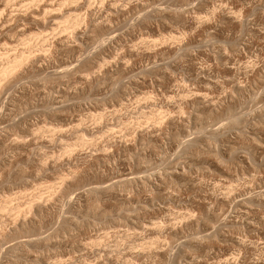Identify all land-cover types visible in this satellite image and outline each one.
<instances>
[{"label":"rangeland","instance_id":"374dc122","mask_svg":"<svg viewBox=\"0 0 264 264\" xmlns=\"http://www.w3.org/2000/svg\"><path fill=\"white\" fill-rule=\"evenodd\" d=\"M0 25V264H264V0H0Z\"/></svg>","mask_w":264,"mask_h":264},{"label":"bare ground","instance_id":"6f19581e","mask_svg":"<svg viewBox=\"0 0 264 264\" xmlns=\"http://www.w3.org/2000/svg\"><path fill=\"white\" fill-rule=\"evenodd\" d=\"M32 1V0H31ZM75 2V1H74ZM52 3V2H51ZM50 4V3H49ZM36 5V4H35ZM63 5V4H62ZM61 5V6H62ZM66 5H68V4H66ZM42 6V5H41ZM44 6V5H43ZM22 9V8H21ZM24 9V8H23ZM38 9V8H37ZM49 9V8H48ZM26 10V9H25ZM71 10V9H70ZM11 11V10H10ZM28 11H29V9H28ZM37 11V10H36ZM49 11V10H48ZM57 12V11H56ZM13 13V12H12ZM60 13V12H59ZM30 14V13H29ZM45 15V14H44ZM47 15V14H46ZM8 16V15H7ZM32 16V15H31ZM41 16V15H40ZM67 16V15H66ZM78 16V15H77ZM56 17V16H55ZM65 17V16H64ZM70 17V16H69ZM60 18V17H59ZM75 18V17H74ZM74 18H72V19H74ZM78 18V17H77ZM83 18V17H82ZM85 18V17H84ZM83 18V19H84ZM36 19V18H35ZM54 19V18H53ZM65 19V18H64ZM81 19V18H80ZM56 20V19H55ZM67 20V19H66ZM75 20V19H74ZM85 20V19H84ZM16 21V20H15ZM57 21V20H56ZM63 21V20H62ZM53 22H55V21H53ZM68 22V21H67ZM78 22V21H77ZM32 23V22H31ZM8 24V23H7ZM25 24V23H24ZM66 25V24H65ZM1 26V25H0ZM58 26V25H57ZM70 26V25H69ZM77 26V25H76ZM62 27V26H61ZM9 28H10V26H9ZM66 28H67V26H66ZM20 29V28H19ZM63 29V28H62ZM80 29V28H79ZM1 30V29H0ZM12 30V29H11ZM10 30V31H11ZM9 31V30H8ZM64 31V30H63ZM61 32V31H60ZM64 33V32H63ZM23 34V33H22ZM75 35V34H74ZM6 36V35H5ZM64 36V35H63ZM67 36H68V34H67ZM59 38V37H58ZM53 39V38H52ZM56 39V38H55ZM61 41V40H60ZM65 41V40H64ZM78 41V40H77ZM21 43V42H20ZM26 43V42H25ZM13 44V43H12ZM43 44V43H42ZM81 44V43H80ZM52 45V44H51ZM19 46V45H18ZM71 47V46H70ZM63 48V47H62ZM67 48V47H66ZM51 49V48H50ZM81 49V48H80ZM15 50V49H14ZM83 50V49H82ZM20 51V50H19ZM11 52H13V51H11ZM27 52V51H26ZM50 53V52H49ZM65 53V52H64ZM26 54H23V53H21L20 54V57H16L15 59H13L11 62L9 61V63L7 64V66L5 67L4 66V70H2L3 71V74H4V77H8V75L10 76L11 75V73H13L16 69H18L17 67H19L20 65H22V62L25 60V59H27V55L25 56ZM48 55V54H47ZM40 57V56H39ZM84 57V56H83ZM9 58V57H8ZM88 58V57H87ZM2 59V58H1ZM12 59V58H11ZM31 59V58H30ZM86 59V58H85ZM7 60H10V59H7ZM6 60V61H7ZM66 60V59H65ZM5 61V62H6ZM40 61V60H39ZM3 63V62H2ZM23 63H25V62H23ZM60 63V62H59ZM67 63V62H66ZM22 67V66H21ZM29 67V66H28ZM76 67V66H75ZM25 68V67H24ZM33 68V67H32ZM34 70V69H33ZM18 71V70H17ZM20 71V70H19ZM73 71H74V69H73ZM76 72V71H75ZM41 73V72H40ZM45 73V72H44ZM52 73V72H51ZM64 73V72H63ZM36 74V73H35ZM5 75H7V76H5ZM28 75V74H27ZM61 75V74H60ZM63 75V74H62ZM89 75V74H88ZM99 75V74H98ZM3 75H1V77H2ZM29 76V75H28ZM58 76V75H57ZM3 77V78H4ZM65 77V76H64ZM96 77H97V75H96ZM69 78V77H68ZM89 78V77H88ZM99 78V77H98ZM1 79V78H0ZM8 79V78H7ZM11 79V78H10ZM48 79V78H47ZM64 79V78H63ZM3 79H1V81H2ZM12 80V79H11ZM10 80V81H11ZM14 80H15V78H14ZM24 80V79H23ZM30 80V79H29ZM52 80V79H51ZM60 80V79H59ZM101 80V79H100ZM28 81V80H27ZM32 81V80H31ZM5 82V81H4ZM7 82V81H6ZM18 82V81H17ZM45 82V81H44ZM1 83V82H0ZM9 83V82H8ZM99 83V82H98ZM2 84V83H1ZM15 84V83H14ZM44 84V83H43ZM100 84V83H99ZM60 85V84H59ZM98 85V84H97ZM96 85V86H97ZM9 86V85H8ZM14 86V85H13ZM61 86V85H60ZM95 86V87H96ZM1 87V86H0ZM2 87H4V86H2ZM38 87V86H37ZM9 88V87H8ZM2 91V90H1ZM13 91V90H12ZM31 91V90H30ZM76 92V91H75ZM34 93V92H33ZM6 94V93H5ZM45 94V93H44ZM69 94V93H68ZM52 96V95H51ZM71 96V95H70ZM61 97V96H60ZM47 98V97H46ZM53 98V97H52ZM60 99V98H59ZM75 99V98H74ZM78 99V98H77ZM1 100V99H0ZM63 100V99H62ZM68 100V99H67ZM203 100V99H202ZM17 101V100H16ZM41 101V100H40ZM56 101V100H55ZM71 101V100H70ZM22 102V101H21ZM61 102V101H60ZM43 103H45V102H43ZM59 103V102H58ZM35 104V103H34ZM1 105V104H0ZM20 105V104H19ZM68 105V104H67ZM207 105V104H206ZM38 106V105H37ZM35 107V106H34ZM62 107V106H61ZM60 107V108H61ZM47 109V108H46ZM17 110H19V108L17 109ZM48 110V109H47ZM6 112V111H5ZM48 112V111H47ZM64 112V111H63ZM15 113V112H14ZM52 113V112H51ZM16 115V114H15ZM14 117V116H13ZM239 117V116H238ZM243 118V117H242ZM236 121V120H235ZM14 122V121H13ZM81 123V122H80ZM82 124V123H81ZM63 128V127H62ZM60 129V128H59ZM58 129V130H59ZM64 129V128H63ZM54 131V130H53ZM56 131V130H55ZM82 135V134H81ZM137 135V134H136ZM81 137V136H80ZM50 139V138H49ZM48 139V140H49ZM51 140H52V138H51ZM143 140V139H142ZM87 141V140H86ZM19 142V141H18ZM87 143V142H86ZM20 146V145H19ZM69 148V147H68ZM105 149V148H104ZM69 151V150H68ZM13 154V153H12ZM21 154H22V152H21ZM6 156H7V154H6ZM27 157H29V156H27ZM10 159V158H9ZM84 159V158H83ZM17 161V160H16ZM20 162V161H19ZM6 164V163H5ZM10 167V166H9ZM72 175V174H71ZM63 178V177H62ZM65 179V178H64ZM61 181L63 182V180L61 179ZM76 182V181H75ZM72 185V184H71ZM52 191V190H51ZM60 191V190H59ZM70 191V190H69ZM64 192V191H63ZM68 192V191H67ZM66 193V192H65ZM58 194V193H57ZM262 194V193H261ZM68 195V194H67ZM37 200V199H36ZM36 202V201H35ZM2 204V203H1ZM31 204V203H30ZM29 204V205H30ZM32 205V204H31ZM1 206V205H0ZM10 206V205H9ZM45 206V205H44ZM6 207V206H5ZM20 207V206H19ZM32 207V206H31ZM39 207V206H38ZM1 208V207H0ZM37 208V207H36ZM5 209V208H4ZM14 209V208H13ZM19 209V208H18ZM31 209V208H30ZM72 209V208H71ZM29 210V209H28ZM7 211V210H6ZM16 211V210H15ZM38 212V211H37ZM24 215V214H23ZM33 216H35V215H33ZM42 216V215H41ZM14 219V218H13ZM22 221V220H21ZM20 221V222H21ZM40 224V223H39ZM17 225V224H16ZM32 226H33V223H32ZM39 226V225H38ZM35 227V226H34ZM3 228V227H2ZM18 228V227H17ZM21 229V228H20ZM14 230V229H13ZM18 231V230H17ZM10 232V231H9ZM31 232V231H30ZM29 232V233H30ZM210 232V231H209ZM18 233V232H17ZM21 233V232H20ZM27 234H28V232H27ZM33 234V233H32ZM205 234V233H204ZM12 235V234H11ZM24 235V234H23ZM6 236V235H5ZM19 236V235H18ZM21 236V235H20ZM25 236V235H24ZM31 236V235H30ZM214 236V235H213ZM22 237V236H21ZM32 237V236H31ZM204 237V236H203ZM211 237V236H210ZM12 239V238H11ZM10 239V240H11ZM14 239V238H13ZM16 239V238H15ZM8 240V239H7ZM30 240V239H29ZM13 241V240H12ZM197 241V240H196ZM28 242V241H27ZM28 244V243H27ZM22 245V244H21ZM36 245V244H35ZM16 246V245H15ZM17 247V246H16ZM35 247V246H34ZM22 248V247H21ZM27 251V250H26ZM24 252V251H23ZM13 257V256H12Z\"/></svg>","mask_w":264,"mask_h":264}]
</instances>
